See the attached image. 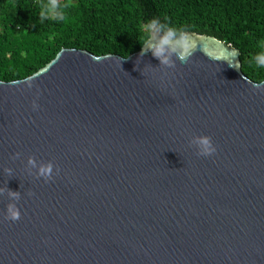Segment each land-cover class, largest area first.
<instances>
[{
	"label": "water",
	"instance_id": "obj_1",
	"mask_svg": "<svg viewBox=\"0 0 264 264\" xmlns=\"http://www.w3.org/2000/svg\"><path fill=\"white\" fill-rule=\"evenodd\" d=\"M191 36L186 64L63 49L0 81V264H264V83Z\"/></svg>",
	"mask_w": 264,
	"mask_h": 264
},
{
	"label": "trees",
	"instance_id": "obj_2",
	"mask_svg": "<svg viewBox=\"0 0 264 264\" xmlns=\"http://www.w3.org/2000/svg\"><path fill=\"white\" fill-rule=\"evenodd\" d=\"M69 21L42 19L48 0H0V81L26 80L63 49L128 59L145 46V26H165L216 38L238 49L244 74L264 83L253 58L264 51V0H58ZM169 24V25H168Z\"/></svg>",
	"mask_w": 264,
	"mask_h": 264
},
{
	"label": "clouds",
	"instance_id": "obj_3",
	"mask_svg": "<svg viewBox=\"0 0 264 264\" xmlns=\"http://www.w3.org/2000/svg\"><path fill=\"white\" fill-rule=\"evenodd\" d=\"M42 7L41 18L42 19H53L57 22L69 21V16L66 10L71 8V4L61 5L58 0H48L47 4ZM169 25V24H168ZM145 35L143 41L145 46L150 49L157 59H160L164 65L173 67L168 58L171 54H175L182 63H187L190 57L193 55V44L192 36L186 29H178L173 26H165L160 19L151 20L144 28ZM163 33L162 38L158 40V43L153 44V40H157L159 34ZM166 53L168 54L166 56ZM235 55V53H234ZM254 63L257 68L264 69V51L259 52L254 58ZM33 111L39 109V105L32 104ZM194 144L198 150V156L200 157H211L217 152V148L214 145L212 139L207 136L197 137L194 140ZM33 165L35 161H30ZM54 165L48 164L40 168V177L49 182L54 179L53 176ZM59 174V170L56 172ZM13 197L19 200L17 194H13ZM5 219L17 222L21 219V212L17 205H9Z\"/></svg>",
	"mask_w": 264,
	"mask_h": 264
}]
</instances>
